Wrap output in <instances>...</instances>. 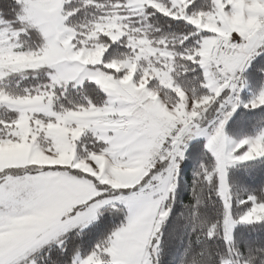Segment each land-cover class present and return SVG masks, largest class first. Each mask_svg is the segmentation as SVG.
Returning a JSON list of instances; mask_svg holds the SVG:
<instances>
[{
  "label": "snow or ice",
  "instance_id": "obj_1",
  "mask_svg": "<svg viewBox=\"0 0 264 264\" xmlns=\"http://www.w3.org/2000/svg\"><path fill=\"white\" fill-rule=\"evenodd\" d=\"M0 264H264V0H0Z\"/></svg>",
  "mask_w": 264,
  "mask_h": 264
}]
</instances>
